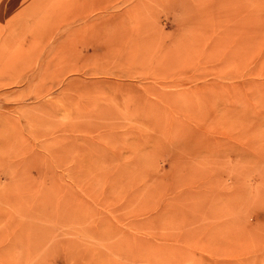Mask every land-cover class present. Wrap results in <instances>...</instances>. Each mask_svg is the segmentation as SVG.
I'll list each match as a JSON object with an SVG mask.
<instances>
[{"label":"rangeland","instance_id":"374dc122","mask_svg":"<svg viewBox=\"0 0 264 264\" xmlns=\"http://www.w3.org/2000/svg\"><path fill=\"white\" fill-rule=\"evenodd\" d=\"M0 264H264V0H0Z\"/></svg>","mask_w":264,"mask_h":264}]
</instances>
